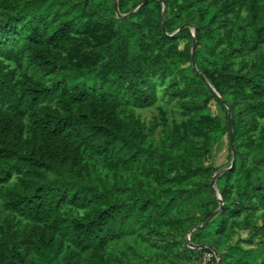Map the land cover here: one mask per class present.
Instances as JSON below:
<instances>
[{
    "label": "trees",
    "instance_id": "16d2710c",
    "mask_svg": "<svg viewBox=\"0 0 264 264\" xmlns=\"http://www.w3.org/2000/svg\"><path fill=\"white\" fill-rule=\"evenodd\" d=\"M110 1L0 0V264H264V0Z\"/></svg>",
    "mask_w": 264,
    "mask_h": 264
},
{
    "label": "rangeland",
    "instance_id": "374dc122",
    "mask_svg": "<svg viewBox=\"0 0 264 264\" xmlns=\"http://www.w3.org/2000/svg\"><path fill=\"white\" fill-rule=\"evenodd\" d=\"M119 0H111V5H118ZM193 32L194 29H193ZM202 52L205 51V47H201ZM194 53V52H193ZM194 67H196V70L199 71L198 67L196 66V63L193 64ZM208 108L210 113L213 116H219L222 119L223 124L226 122V112L214 101L211 100L208 104ZM138 115L141 117L143 121H145L148 125L153 122L154 120L158 121V129L156 132V138L158 139L161 136V133L164 129L162 123H163V117L166 115L167 121L169 124L176 123H182L187 119V116L183 112V108L176 102L172 101L169 98H162L155 106L146 108V109H138L137 110ZM232 152L230 149V139L227 134L223 135L218 141L213 142L211 144V154L206 157V162L211 163L216 167L222 168L223 170L232 167V165L235 162V157L232 159ZM218 174V173H217ZM214 190L216 191L217 195L220 196L218 192V187L216 184V181L213 184ZM201 226V225H200ZM197 227L189 229L185 234L187 235L188 239H191L192 232ZM180 231H184V229H180ZM243 233L242 235H244ZM238 241L239 235L238 233L234 234L230 240ZM138 241L130 240V243L133 245H137L140 254L149 256L152 260V262H156L157 258L159 257L158 249H155L154 247L137 243ZM126 243V242H125ZM205 246V245H201ZM258 247V246H254ZM193 248H200V245L193 244ZM214 256L218 257V255L213 251V253H205L203 255L200 254H194L192 258H184L181 261H174L173 263L170 262H164V259H162L163 264H216L214 262ZM217 264H221V261L218 257Z\"/></svg>",
    "mask_w": 264,
    "mask_h": 264
},
{
    "label": "water",
    "instance_id": "95a60500",
    "mask_svg": "<svg viewBox=\"0 0 264 264\" xmlns=\"http://www.w3.org/2000/svg\"><path fill=\"white\" fill-rule=\"evenodd\" d=\"M147 1H148V0H144V1H143V4H145ZM115 7H116V10H118V5H116ZM193 63L195 64V60H194V58H193ZM214 182H215V180L212 181V185L214 184ZM207 222H208V221H206V223H207ZM206 223H204L203 225L199 226L198 228L203 227Z\"/></svg>",
    "mask_w": 264,
    "mask_h": 264
}]
</instances>
